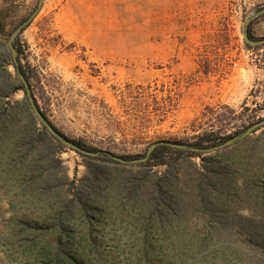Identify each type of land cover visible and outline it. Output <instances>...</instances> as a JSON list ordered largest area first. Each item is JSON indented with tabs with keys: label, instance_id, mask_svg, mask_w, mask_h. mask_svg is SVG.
I'll return each mask as SVG.
<instances>
[{
	"label": "rangeland",
	"instance_id": "1",
	"mask_svg": "<svg viewBox=\"0 0 264 264\" xmlns=\"http://www.w3.org/2000/svg\"><path fill=\"white\" fill-rule=\"evenodd\" d=\"M0 1L9 35L0 34L1 101L11 116L26 94L9 42L39 0ZM44 3L15 36L19 69L67 138L144 156L154 143L195 144L208 130L234 136L264 119V45L248 49L242 34L264 0ZM250 33L264 39V14ZM4 118L0 264H264V127L150 168L105 163L57 140L30 151L28 120ZM32 129L44 132L40 122ZM214 176L201 204L198 182ZM162 178L180 206L156 207Z\"/></svg>",
	"mask_w": 264,
	"mask_h": 264
},
{
	"label": "trees",
	"instance_id": "2",
	"mask_svg": "<svg viewBox=\"0 0 264 264\" xmlns=\"http://www.w3.org/2000/svg\"><path fill=\"white\" fill-rule=\"evenodd\" d=\"M3 2H7V0H4ZM0 3H1V1H0ZM5 19H6L5 13L0 12V34L3 36L9 37V35H7V26L5 23ZM251 25H252V23L249 26V36L251 39H256L250 33ZM23 30L24 29H22L21 31H23ZM12 44H13L17 54H20L19 52H21V49H20V46L18 44V40L16 37L12 40ZM245 46L248 49L254 48V47H250L247 44H245ZM10 54L12 56L11 51H10ZM17 59L20 63L19 55H17ZM13 66L15 67L14 64H13ZM261 69H262V67H261ZM20 71L23 73V75L25 76V78L27 79V81L29 82V84L31 86V81H30V77L28 76V74L23 70H20ZM19 89L23 90L25 92V88H24L22 83H21V87ZM2 92H3V89H2L1 84H0V123L1 122L5 123V121H2V118H4V117L11 120L14 116L16 117V115L22 114L28 120V124L30 125L29 132L24 137V141L22 142V145L26 146V148L30 151H32L35 148L40 147L41 145L43 146V148L45 150H50V148H51L50 141L51 140H57V139L54 136H52L51 134H49L48 132H46L45 127H44V132L43 131L36 132L35 130L32 129V127L35 126L36 124H38L39 122H38L37 118L31 113L30 108L27 106V102L22 103L21 105L17 104L16 106L11 107V109H10L11 114L13 113L11 115L12 116L11 117V116H9V114L6 115V113H5L7 109L4 108V104L1 101ZM150 95L151 94L144 95V96L147 99H150V97H151ZM35 100H36V98H35ZM26 101H27V99H26ZM36 102L38 104L37 100H36ZM38 107L40 108L39 104H38ZM40 110L42 111L43 115L48 119V117L46 116L44 111L41 108H40ZM6 118H4V120H6ZM48 121L64 139L69 140V141L77 144L81 148L88 150V151H93V152L101 151V150L91 148L81 141H75V140H71V139L67 138L62 132H60L50 122L49 119H48ZM255 123H257V122H254V123L248 125L247 129ZM237 135H240V134H235L234 136L227 135V136L221 137V136L217 135L216 131L208 130V131H204L202 133V135H199L198 141L195 144H191V145H193L197 148H200V149H211V148H214L216 146H220V145L226 143L227 141L231 140L232 138H234ZM202 155H204V153L186 151L183 149L171 148L169 146H158L155 148V150L149 156L148 160L145 162V165L149 166L150 168L164 167V166H169L172 161L177 162L179 159H182L183 158L182 156H184L186 158H195V157H201ZM145 156L146 155H144V156H120V158H122L126 161H132V160H137V159H143ZM96 159L100 160L102 162H105V163H116V164L120 163L119 161L115 160L111 155L106 154V153H103L101 156L96 157ZM201 175H202V173H201ZM206 185H211V187L217 188V178L214 176L212 178H209V180L206 182H203V181L198 182V185L196 188L200 190V203L201 204H205L209 200L208 195L204 191ZM167 186L168 185L164 183V178L157 181V183L155 185V188H156V197H155L156 203H155V205L158 209H160L162 206H164V208H171V207H174L176 205L180 206L179 202H177L173 197L168 196L169 190H168Z\"/></svg>",
	"mask_w": 264,
	"mask_h": 264
},
{
	"label": "water",
	"instance_id": "3",
	"mask_svg": "<svg viewBox=\"0 0 264 264\" xmlns=\"http://www.w3.org/2000/svg\"><path fill=\"white\" fill-rule=\"evenodd\" d=\"M44 0H39L38 2V6L36 8V10L28 17V19H26L17 29L16 31L12 34L11 36V40L9 42V47H10V51L12 53L13 59H12V63L15 65L16 69H17V73L19 76V79L21 81V83L23 84L24 88H25V94H26V99H27V106L30 108L31 113L37 118V120L45 127L46 132H48L49 134H51L52 136H54L59 142H61L64 145H67L69 147H71L72 149H74L75 151L83 154V155H87V156H91V157H99L101 156L103 153L109 154L111 155L115 160L123 162V163H142V162H146L149 158V156L152 154V152L155 150L156 147L158 146H169L171 148H176V149H183L186 151H193V152H200V153H204V154H208L211 152H216L219 150L224 149L225 147L234 144L242 139L247 138L251 133H253L254 131H256L257 129L264 127V119L258 121L257 123L253 124L252 126H250L244 133L235 136L234 138H232L231 140L227 141L226 143L220 145V146H216L214 148L211 149H200L197 148L191 144H186V143H179V142H167V141H163V142H158V143H154L150 146L146 156L143 159H137V160H132V161H126L120 157H117L109 152H105V151H98V152H93V151H88L85 150L83 148H81L80 146H78L77 144L64 139L55 129L54 127L49 123L48 119L43 115L42 111L40 110V108L38 107V104L35 100V97L33 95L32 92V88L29 84V82L27 81V79L25 78V76L23 75V73L20 71L19 69V61L17 59V52L12 44V40L14 39V37L22 30L25 29L26 27H28L33 20L35 19V17L38 15V13L40 12L42 6H43ZM264 14V10L261 11L260 13H258L257 15H253L251 17H248L243 25L242 28V34H243V38L244 41L247 45L251 46V47H259L261 45H264V39H251L249 36V26L250 24L259 16V15H263Z\"/></svg>",
	"mask_w": 264,
	"mask_h": 264
},
{
	"label": "crops",
	"instance_id": "4",
	"mask_svg": "<svg viewBox=\"0 0 264 264\" xmlns=\"http://www.w3.org/2000/svg\"><path fill=\"white\" fill-rule=\"evenodd\" d=\"M48 1H49V0H45L44 6H46V5L48 4Z\"/></svg>",
	"mask_w": 264,
	"mask_h": 264
}]
</instances>
